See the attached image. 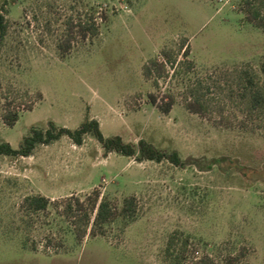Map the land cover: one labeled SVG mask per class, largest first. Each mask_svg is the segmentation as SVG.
I'll return each instance as SVG.
<instances>
[{"label":"rangeland","instance_id":"374dc122","mask_svg":"<svg viewBox=\"0 0 264 264\" xmlns=\"http://www.w3.org/2000/svg\"><path fill=\"white\" fill-rule=\"evenodd\" d=\"M0 5L8 25L0 43V142L16 149L30 128L52 122L72 130L93 119L103 137L143 140L175 152L181 162H135L104 153L89 135L79 146L62 136L26 157L0 156V264H163L162 249L174 231L194 243L193 256L220 244L245 246L241 264H264V119L242 123L218 88L208 98L211 107L223 106L228 120L202 118L183 108L178 70L169 79L166 68L157 87L142 73L163 48L179 61L178 46L186 41L200 80L215 85L220 70L235 65L257 72L264 63V31L243 20L236 0ZM89 18L95 35L82 38L73 29L62 51L64 22ZM168 90L175 103L161 114L147 94L159 98ZM13 112L17 119L6 126L2 116ZM93 191L116 210L123 198L133 197L135 216L129 222L116 217L93 236L88 225L77 240L61 205ZM29 195L50 204L43 212H27L21 202Z\"/></svg>","mask_w":264,"mask_h":264},{"label":"trees","instance_id":"16d2710c","mask_svg":"<svg viewBox=\"0 0 264 264\" xmlns=\"http://www.w3.org/2000/svg\"><path fill=\"white\" fill-rule=\"evenodd\" d=\"M237 11L242 15L245 22L253 27L264 31V0H236ZM75 29V33L80 37L86 35L93 36L96 28L91 22V18L86 21L72 22L67 19L64 22V32L66 43L64 51L70 40V33ZM180 60L176 61L170 49H161L157 56L148 60L142 69L143 76L153 77L152 85L157 87L156 79L167 77L166 68L171 70L169 79L175 74H180V80L176 83V88L181 85V91L177 94L183 108L192 114H197L202 118H207L218 124L226 123L223 119V106L211 107L208 98L211 88H218L224 93V98L228 102H233L238 113L242 115L244 121H252L255 118L264 119V63L260 64L257 72L250 68H243L238 65L228 69L220 70L218 73L217 85L213 81L207 82L206 78L199 79L194 76V63L188 59L189 46L186 42H181L178 46ZM209 79V78H208ZM147 100L150 105H154L161 114H167L170 107L175 103L174 95L168 90L167 93L157 96L148 93ZM214 110V111H212ZM215 114V117L212 115ZM236 118V117H235ZM17 119L16 113H6L2 116V121L6 126H11ZM225 126V125H224ZM89 135L93 138L104 153H114L119 156L130 158L135 162L152 161L159 163L167 161L173 166H180L181 162L175 152L154 148L143 140H138L135 144L126 143L118 136L103 137L98 129L97 121L84 119L75 129L56 127L52 122L47 123L45 129L30 128L28 134L19 142L16 149H12L6 142H0V156L26 157L37 145H48L65 136L69 141L79 146L82 138ZM49 201L40 195H29L22 199L21 207L30 213L43 212L49 206ZM60 215L68 220L72 225V232L77 240H80L89 225L90 235L100 233L102 226L119 217L125 222L134 219L135 202L133 197H125L121 201L120 208L115 209L114 205L105 197L99 198L96 191L80 200L77 197L68 198L61 205ZM194 243L190 238L174 231L167 237L162 249L163 264H241L247 256L248 251L245 246L235 248L227 247V244H220L211 251L210 254L201 253L193 256L196 252L189 251ZM195 245L199 246L196 242Z\"/></svg>","mask_w":264,"mask_h":264},{"label":"flooded vegetation","instance_id":"af4514ba","mask_svg":"<svg viewBox=\"0 0 264 264\" xmlns=\"http://www.w3.org/2000/svg\"><path fill=\"white\" fill-rule=\"evenodd\" d=\"M4 0H0V3H3ZM3 7L0 5V43L2 42L6 30H7V21L5 20L4 16H3Z\"/></svg>","mask_w":264,"mask_h":264}]
</instances>
